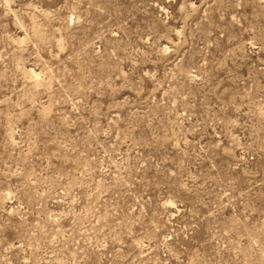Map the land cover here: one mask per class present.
Here are the masks:
<instances>
[{"label": "rangeland", "instance_id": "rangeland-1", "mask_svg": "<svg viewBox=\"0 0 264 264\" xmlns=\"http://www.w3.org/2000/svg\"><path fill=\"white\" fill-rule=\"evenodd\" d=\"M0 264H264V0H0Z\"/></svg>", "mask_w": 264, "mask_h": 264}]
</instances>
